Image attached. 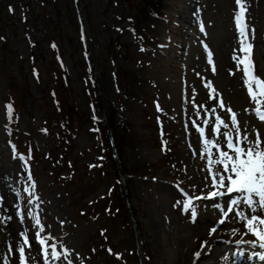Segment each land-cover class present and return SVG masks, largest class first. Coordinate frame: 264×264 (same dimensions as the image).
<instances>
[{"label": "rangeland", "instance_id": "1", "mask_svg": "<svg viewBox=\"0 0 264 264\" xmlns=\"http://www.w3.org/2000/svg\"><path fill=\"white\" fill-rule=\"evenodd\" d=\"M56 1L59 0H53L50 8L45 9L41 0H0V24L5 27L3 36L6 37L3 42V36H0V47L7 45L6 56L11 61L7 65L6 75H0V194L5 197L4 208L1 210H11L10 213L6 211V214H0V264H4L5 259L8 261L9 256L15 257V264H19L16 248L22 242L23 237L20 234L26 227L22 221L17 223V215L20 212L13 208L15 199L9 195L12 196L16 192L24 198V189L32 190L33 184L41 202L39 211L44 218V234L52 238L50 244H55L57 251L63 256L60 264H68L71 254L76 264H82L83 261L87 264H123L107 258L99 246H104V241L94 235L97 226L91 222V218L98 216L99 212L102 213L105 202L101 197L108 194L112 183L108 182L109 176L103 177L95 170L89 172L86 169L87 163L95 161L96 155L102 154L106 147L99 143L100 136L98 139L96 133L90 135L84 127L91 125L85 124L87 117L90 120L91 115L88 102L96 103L97 106L98 91L89 78L86 80L90 72L86 74L84 62L73 64V60H70L73 53L65 58V66L71 74L70 84L65 86L71 93L70 104L79 103L78 108L83 110V121L80 122L83 123V128L69 146L67 142H61L60 136L55 133L61 129L56 125L58 121L53 118V111L56 104L64 105L66 98L60 90H56V87L60 86V76L55 72L58 67H52L51 64L47 66V58L51 55L48 43L51 39H46L42 24L35 22L33 17L45 13L65 14L68 4L75 9L74 0H62L59 5L55 4ZM162 1L169 6L164 20L153 23L154 32L159 41L165 43L164 39L171 31V35L179 42L173 47H180L181 44L189 46L188 58L179 60L176 51L167 48L156 50L154 45V50L147 53L146 65L139 64V60H144V57L139 53L133 35L127 31L129 23L125 21L126 6L122 0H81L79 16L87 33L89 54L91 57L96 55L95 62L101 69L99 72H102L101 90L106 107L112 105L114 109H120L119 104L124 101L113 78L115 70L139 69L141 79L150 81V84H146L149 97L147 96L148 101L143 111L142 108L130 107L126 101L124 110L120 109L118 116L115 113L118 121L132 124V134H136L135 142H139L136 145L138 153L134 148L125 152L127 165L132 167L134 163H141L142 170L151 174L155 171L159 178L152 188H143L141 178L131 182V203L142 228V239L154 257L150 263L145 264H191L192 252L197 249L201 239L207 238V229L213 222H208L210 208L200 211L196 226L190 225L188 218L181 216L179 209V212L176 210L175 201L178 195L171 187V181L166 178L171 176L172 165L174 168L171 179H178V182L189 185L193 193L207 190L209 186L210 179L206 174L205 161L201 157L196 159L194 153H190L186 148V140L192 134L196 136L189 125L202 116L203 108L216 107L215 103L209 102L208 94L202 86V78L206 75L212 88L224 96L230 107H236L235 114L240 123L241 134L249 135V140L259 131L261 140L264 141V124L253 118V104L246 99L237 76L231 77L228 73L233 70L229 58L236 43L231 22L233 0ZM258 1L250 2V15L253 18L251 22L259 27V36L264 37V10L261 11L264 0H260V5L257 6ZM198 10L202 11L206 21V35L200 34L194 25L193 15ZM173 21L179 24L175 25ZM78 29L77 24L73 30L75 37H78ZM120 29L122 31L118 32ZM51 35L52 33H49L48 36ZM203 38L206 39L209 49H212L211 53L216 54L215 75L210 74L207 52H202L200 46ZM33 42H36L37 48L33 46ZM125 44L130 45L127 53H124ZM63 48L70 49L66 46ZM113 48H117V53H113ZM83 52L84 47L81 45V58ZM112 56L116 57L118 69H115ZM257 57L259 68L264 74V40ZM36 58H39L38 63L35 62ZM12 63L17 65L13 66V75L10 68ZM33 67H38L39 77L32 75ZM181 69H184L181 79L184 77L188 83L183 86V91L178 93L179 84L176 80ZM54 91L57 97L53 95ZM153 99L160 106L159 110L155 108L157 114L167 113L163 121L166 132L164 139L168 142L169 149L163 155L156 136L157 115L152 105ZM8 102L15 104L17 108V112L13 113L12 108L9 114L11 120L14 114L11 125L17 136L16 143L22 152H32L33 161L27 171L19 159L13 160L9 149L8 144L13 137L8 135V121L5 120V114L3 115ZM92 113L103 117L100 108ZM47 120L51 122V131L48 130L47 135H44L41 130ZM228 123L230 124V121ZM141 136H145L142 144L139 138ZM89 200H95L93 207L87 203ZM104 226L110 228L109 237L118 248L117 251L122 253L130 264H137L136 259L130 261L127 256L134 248L132 231L123 230L122 226L120 231H117V223L107 218H102V227ZM112 227H115V230ZM9 245L13 249L12 252H9ZM36 245V252L34 249H31V252L26 249L28 264L39 263L36 253L40 251V246L37 241ZM218 248L224 250L221 245ZM65 251L68 252L67 257L64 255ZM93 251H96V255L91 260L90 254L92 255ZM71 261L74 264V261ZM214 261V257L205 258L202 264H214ZM51 263L49 257V264Z\"/></svg>", "mask_w": 264, "mask_h": 264}, {"label": "snow or ice", "instance_id": "2", "mask_svg": "<svg viewBox=\"0 0 264 264\" xmlns=\"http://www.w3.org/2000/svg\"><path fill=\"white\" fill-rule=\"evenodd\" d=\"M235 2L239 8L236 15V25L242 38L240 51L244 52L245 56L242 59L238 57H234V59L238 60V66L243 65L244 84L247 87L249 97L256 105L255 114L261 121H264V110H262V107H264V80L254 73V65L250 59L252 44L250 42L246 43L248 36L245 21L246 4L243 0H235ZM200 30L201 32L204 31L202 23ZM251 31L254 36L255 30L252 29ZM208 63L213 64L210 51L208 52ZM213 72H215L214 64ZM206 87L212 88L211 84L206 85ZM214 93L215 89L212 88L209 95L213 99H217ZM258 97L260 98L258 99ZM219 106L221 108L225 107L222 98H219ZM7 108L10 114L12 106L8 105ZM157 108L159 110V106ZM212 112L215 113L216 109L213 108ZM226 112L229 114L230 124L222 119L220 115H216L212 126L205 128L197 125V130L203 140V155L206 157L207 171L211 175L209 189L214 190H210L205 196H195L194 199L189 197L184 201L182 210L186 214H190L192 222L195 223L198 212L194 201L212 199L215 208L222 214V218L218 221L219 224L223 225L230 214L234 212L235 216L239 217L247 228V232L243 235L250 233L256 238L255 241H239L238 243H248L253 248L258 246L264 249V141L261 140L259 131H256L252 140H249L246 135L242 136L237 115L231 108H227ZM212 135H216V140L211 138ZM32 188H35L34 184ZM26 191L28 190L26 189ZM29 194L32 195V192L30 191ZM225 197L227 199H224ZM221 200H223V203H220ZM0 202H2V198H0ZM180 203L181 201L178 200L175 206H179ZM34 220L38 227L34 239L38 241L40 252L44 257V264H49V257L52 261L59 260L60 252L57 251L56 245L47 243L52 238L50 236L42 237L40 233L44 231V226L38 217H34ZM216 232L217 228L213 226L210 228L209 235ZM20 235L23 239L16 248L19 264H28L29 258L26 256V246L31 249L32 245L26 233ZM206 246L207 242H204L201 249L194 253L193 264L200 260L201 252ZM61 247L63 246L61 245ZM49 249H51L50 252ZM12 251L13 249L9 245V252ZM64 255L67 257L68 252L65 251ZM237 255L243 257L244 253L239 252ZM252 255H258L259 259L264 261V253H253ZM224 259L227 260L228 257L225 256ZM4 264H8L7 259H5ZM68 264H72V261L69 260Z\"/></svg>", "mask_w": 264, "mask_h": 264}]
</instances>
